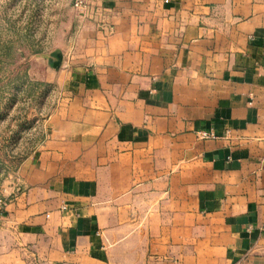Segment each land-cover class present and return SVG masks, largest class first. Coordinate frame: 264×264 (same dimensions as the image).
Returning <instances> with one entry per match:
<instances>
[{
  "label": "crops",
  "instance_id": "crops-1",
  "mask_svg": "<svg viewBox=\"0 0 264 264\" xmlns=\"http://www.w3.org/2000/svg\"><path fill=\"white\" fill-rule=\"evenodd\" d=\"M90 2L29 59L59 100L0 264H264V0Z\"/></svg>",
  "mask_w": 264,
  "mask_h": 264
},
{
  "label": "rangeland",
  "instance_id": "rangeland-1",
  "mask_svg": "<svg viewBox=\"0 0 264 264\" xmlns=\"http://www.w3.org/2000/svg\"><path fill=\"white\" fill-rule=\"evenodd\" d=\"M73 3L0 0V201L9 197L20 163L44 139L45 120L59 100L52 86L30 75L29 59L63 37L75 47L82 15Z\"/></svg>",
  "mask_w": 264,
  "mask_h": 264
},
{
  "label": "built area",
  "instance_id": "built-area-1",
  "mask_svg": "<svg viewBox=\"0 0 264 264\" xmlns=\"http://www.w3.org/2000/svg\"><path fill=\"white\" fill-rule=\"evenodd\" d=\"M74 6L78 9V11L80 12V14L82 16H88L89 13L91 12V2L90 0H74ZM99 11L95 10L93 12L94 14V18H95V15L98 14L99 16ZM198 134V137L202 138V139H211V138H216L218 137L216 132L210 130H199L197 132ZM226 137H229L230 136V131H227L226 134H225ZM5 205H6V199L5 200H1L0 201V221L3 217V213H4V208H5Z\"/></svg>",
  "mask_w": 264,
  "mask_h": 264
}]
</instances>
